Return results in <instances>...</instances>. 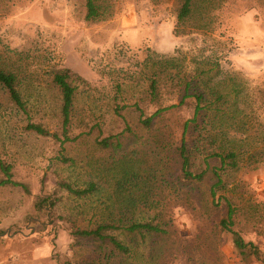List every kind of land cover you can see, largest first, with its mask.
<instances>
[{"label": "rangeland", "instance_id": "1", "mask_svg": "<svg viewBox=\"0 0 264 264\" xmlns=\"http://www.w3.org/2000/svg\"><path fill=\"white\" fill-rule=\"evenodd\" d=\"M97 1L111 5L112 14L90 22L86 0H0V67L17 73L26 104L19 109L0 84V159L29 187L28 193L0 187V264H264V165L232 177L244 192L235 198L241 209L234 228L260 249L258 259L240 254L231 234L217 226L225 210L205 209V196L179 181L174 146L192 117L193 99L181 104V88L166 77L160 102L177 107L147 128L135 106L151 75L144 65L149 54L177 58L184 72L202 59L222 78L240 73L249 95L245 110L264 123V0L207 2L205 20L196 16L191 32L180 36L173 29L181 0ZM62 68L86 81L76 82L65 142L62 94L50 74ZM31 123L47 134L28 129ZM105 138L121 146H103ZM61 183L95 188L77 197ZM40 195L56 200L49 213L36 210ZM147 220L167 234L105 231L128 253L72 234L103 221Z\"/></svg>", "mask_w": 264, "mask_h": 264}, {"label": "trees", "instance_id": "2", "mask_svg": "<svg viewBox=\"0 0 264 264\" xmlns=\"http://www.w3.org/2000/svg\"><path fill=\"white\" fill-rule=\"evenodd\" d=\"M212 0H201L197 7V0H181L177 21L174 25L175 36L187 35L191 31L188 28L192 19L201 15L199 21L205 20L203 4ZM197 7V8H196ZM111 5H104L97 0H86V20L90 22L104 20L111 16ZM204 17H203V16ZM201 19V20H200ZM194 60V59H193ZM196 60V59H195ZM175 57H163L158 54H149L144 60L151 70L145 96L135 103L139 112L141 123L149 128L156 119H161L164 112L177 107V104L163 106L160 99L163 96L164 78L168 77L174 84L181 88L183 93L181 104L189 98L193 99L192 117L183 123L180 142L174 146L181 178L179 181L186 186L188 182L192 192L202 193L205 197L203 207L212 211L225 210V215L217 223L220 230L228 232L232 236L233 244L240 254L254 255L261 259L260 249L251 241H246L241 233L234 227L238 212L241 209L235 202V198H241V181L236 180L234 174L239 171L245 173L256 170L264 165V123L253 117L244 107L249 95L238 81L240 73H227L220 77L221 70L214 71L215 67L207 69L202 59L196 60L191 71L181 70V64ZM201 64L203 67H199ZM52 82L59 88L62 94L61 105V134L62 142L71 140L69 127L73 100L77 90L76 82L86 84V81L77 73L68 68L54 69L51 71ZM228 76V77H227ZM0 84L6 89L10 99L16 106L26 111V104L18 89V75L16 72L0 67ZM144 100V105L141 103ZM124 106V105H123ZM127 106V105H125ZM123 107H119L118 111ZM28 129L38 134L45 135L48 131L41 124H29ZM264 130V129H263ZM59 139L57 134H54ZM108 138L100 141L103 146H110ZM120 147L121 143L113 144ZM199 162V164H198ZM0 170L3 178L0 187L10 185L21 187L29 192V187L13 179L12 166L0 159ZM242 185H245L242 180ZM70 194L83 197L91 193L95 185L89 184L84 189L74 188L69 183H61ZM179 187H175L178 189ZM201 200V201H202ZM56 206V200L51 195H40L36 202L37 211H48ZM114 223L103 221L94 228H78L72 231L73 235L85 239H96L102 243H109L121 253H128L129 247L119 240L114 233H105L106 230L122 229L125 232L138 234H167V229L161 223L151 220L129 222L124 225L114 226ZM165 226V225H164ZM95 264V263H79Z\"/></svg>", "mask_w": 264, "mask_h": 264}]
</instances>
